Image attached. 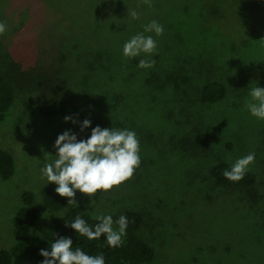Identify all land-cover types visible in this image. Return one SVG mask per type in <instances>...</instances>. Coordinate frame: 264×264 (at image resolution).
<instances>
[{"label":"rangeland","instance_id":"obj_1","mask_svg":"<svg viewBox=\"0 0 264 264\" xmlns=\"http://www.w3.org/2000/svg\"><path fill=\"white\" fill-rule=\"evenodd\" d=\"M243 1L0 0L7 25L0 71L14 90L0 122V149L15 160L14 174L0 176V249L23 233L49 231L63 212L43 204L41 166L54 159L58 134L80 130L42 114L41 104L56 97L79 107L91 127L135 131L141 163L132 177L97 190L95 212L86 194L75 198L94 215L140 213L137 234L153 250L146 264H264V121L244 107L249 89L264 87V0L258 16L244 13ZM228 6L211 24L222 14L213 8ZM152 20L164 26L159 37L146 33L156 39V53L124 57V43ZM140 59L154 66L140 68ZM212 81L225 86V95L205 102L201 89ZM83 132L90 135V128ZM250 152L252 185L212 178L213 166ZM26 190L39 218L19 230L13 219Z\"/></svg>","mask_w":264,"mask_h":264},{"label":"clouds","instance_id":"obj_2","mask_svg":"<svg viewBox=\"0 0 264 264\" xmlns=\"http://www.w3.org/2000/svg\"><path fill=\"white\" fill-rule=\"evenodd\" d=\"M132 19L138 18V13L129 12ZM7 30V25L0 22V35ZM156 37L164 33V26L156 20L143 25V31L131 36L122 47V55L128 59L144 54L152 56L157 51ZM154 60L140 59L138 67L152 68ZM247 112L257 120L264 121V87L257 85L248 91V99L244 105ZM65 122L73 124L77 120L72 116H65ZM90 119L79 121V130L83 132L90 128L87 138L78 139V134L66 129L58 134L53 147L55 155L50 162L43 160L41 175L47 184L56 187L54 191L61 197L67 198V205L78 207L75 198L77 191L86 194L88 206L95 212L97 202L93 194L100 191H109L114 186L130 179L141 163L140 145L135 131L130 129H116L96 125L91 127ZM49 154V153H45ZM255 160V153H248L237 158L230 168L223 172V176L230 181L238 182L245 176L248 166ZM95 224L89 225L85 219L77 215L73 220L65 222V226L74 230L88 240H98L103 237L107 246L121 247L127 235L128 219L120 215L115 221L111 214L98 213L93 216ZM114 224L116 227H114ZM73 239L68 236H59L51 241L48 248L39 250L44 259L40 264H105L102 253L90 255L80 247L73 248Z\"/></svg>","mask_w":264,"mask_h":264},{"label":"trees","instance_id":"obj_3","mask_svg":"<svg viewBox=\"0 0 264 264\" xmlns=\"http://www.w3.org/2000/svg\"><path fill=\"white\" fill-rule=\"evenodd\" d=\"M244 2V1H243ZM258 0H246L243 6L244 13L251 12L254 16L261 14L259 11ZM213 8V15L221 12L219 19L212 21L211 24L220 22L222 15L232 9ZM250 8V10L248 9ZM211 10V9H210ZM262 14H263V10ZM253 24V19L249 16H244ZM207 21L203 24L205 25ZM260 75L264 78V63L260 66ZM225 95V86L218 81L206 83L201 89V99L205 102H214L221 99ZM14 100V90L10 81L6 80L0 71V122L6 118L7 112ZM40 110L45 116H59L64 123L70 126H79V121L84 119L83 111L74 105L61 102L56 97L46 99L40 106ZM65 116H72L77 120L76 124L71 121L65 122ZM78 134V139L87 138V134L80 131H74ZM203 137H200V140ZM230 166L221 162L213 166L210 170L212 178L219 183H228L223 176V172L229 169ZM15 171V160L13 155L5 150L0 149V176L4 179L10 178ZM254 174L247 171L243 179L238 181L239 184L248 186L254 183ZM55 185L48 183L44 187L43 204L51 212H61L54 217L52 227L45 233H26L17 237L16 241L9 249H0V264H11L13 258L21 261L30 262L31 264H40L44 259L39 255V250L48 248L51 241L59 236H68L73 239V248L80 247L90 255L102 253L105 257V264H146L153 258V250L142 238L137 234L138 229L142 224V216L140 213L127 210L120 214L113 216L114 221L120 216L124 215L128 219L127 235L124 237V243L121 247L111 248L107 246L106 240L101 237L98 240H88L86 237L74 233L69 227L65 226V222L73 220L77 215L81 216L87 221L89 225H93L96 221L93 219L94 214L91 213L84 204L78 203V207L67 206V198L59 196L55 191ZM23 205L16 211L13 224L19 230H25L32 227L39 218V211L33 205L34 194L26 190L21 195ZM114 227L116 225L114 224Z\"/></svg>","mask_w":264,"mask_h":264}]
</instances>
